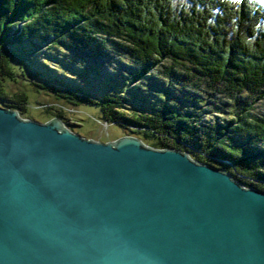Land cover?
Segmentation results:
<instances>
[{
    "label": "water",
    "instance_id": "95a60500",
    "mask_svg": "<svg viewBox=\"0 0 264 264\" xmlns=\"http://www.w3.org/2000/svg\"><path fill=\"white\" fill-rule=\"evenodd\" d=\"M0 264H264V191L0 106Z\"/></svg>",
    "mask_w": 264,
    "mask_h": 264
},
{
    "label": "trees",
    "instance_id": "16d2710c",
    "mask_svg": "<svg viewBox=\"0 0 264 264\" xmlns=\"http://www.w3.org/2000/svg\"><path fill=\"white\" fill-rule=\"evenodd\" d=\"M176 1L0 0V70L13 79L17 62L48 44L49 52L40 53L42 62L21 69L42 76L48 73L43 72L46 63L53 61L75 74L78 80L68 84L46 74L53 89L68 88L66 96L56 92L70 104L95 103L104 120L141 129L134 135L151 147L179 149L219 168L231 163L234 171L264 185V115L232 95L264 97V4ZM53 49L61 54L53 56ZM128 59L142 68H133ZM164 60L190 65L215 90L225 85L235 111L218 116L225 115L224 108L188 93L174 67L148 76ZM134 83L138 85L130 87ZM7 96L0 82V106L24 116L21 108L7 104ZM19 99L25 102L26 95ZM207 115L212 118L204 121ZM251 186L264 191V186Z\"/></svg>",
    "mask_w": 264,
    "mask_h": 264
},
{
    "label": "rangeland",
    "instance_id": "374dc122",
    "mask_svg": "<svg viewBox=\"0 0 264 264\" xmlns=\"http://www.w3.org/2000/svg\"><path fill=\"white\" fill-rule=\"evenodd\" d=\"M185 0H177L176 4H180ZM110 45V44H108ZM50 45H44L41 47L39 51H35L32 55L35 57L33 60L31 58L25 59L22 62H17L15 65L16 75L12 79L10 77L4 76L0 70V82L3 83L4 88L7 92V104L15 105L21 108V112L26 117L25 119L36 120L42 123H45L53 118H59L58 116H62L61 119L63 122H66L67 125L74 130L75 133L80 134L81 136L95 140L98 142H113L117 139L125 136H134V133L137 130H141L135 127H131L129 125H125L123 122H110L103 119L101 108L95 103H86L85 105L75 106L69 103V99L66 97H61L59 93L62 95H67L65 90H68L63 84H68L70 80L75 79L78 80V77L75 74H70L69 72H64L55 62H48L46 63V69H44L42 76L37 75L35 73H30L26 70L21 68H31L32 62H42L43 56H40V53L49 52L48 47ZM52 51L54 55H60L61 51H57L53 49ZM66 51H64L63 56L65 55ZM118 58V57H116ZM116 60V59H115ZM133 61V59H132ZM130 59H128V63L135 69L142 68L143 65L134 64ZM174 67V70L180 75L184 83L188 84L189 92L202 97L205 101L209 102L212 101L216 103L218 106H222L223 114H219L221 118L224 116H229L230 112L235 111L234 108L229 107L228 99H230V95L225 90V85H222L220 89L215 90L211 86V84L206 81L205 79L201 78L200 74L196 73L194 69L191 68L190 65L185 64H174L171 61H162L159 65V68L156 66L154 70L150 71L149 75L155 76L153 74L156 73H165L167 68ZM34 69V67H32ZM31 68V69H32ZM46 70V71H45ZM34 72V71H33ZM46 74H51L58 76L63 80L61 89L57 90L53 89V82L47 79ZM46 76V77H43ZM63 77V78H62ZM151 77V76H150ZM48 80V81H47ZM50 84V85H49ZM43 85V87L41 86ZM137 83L131 84L130 87L137 86ZM187 90V91H188ZM22 95H26L25 102L24 100H20L19 98ZM235 98H241V103L245 105L246 101L252 104V112L256 114H263L264 115V97H250L248 95L241 96L239 94H232ZM95 96V95H93ZM232 98V97H231ZM92 102H96L95 100ZM206 105V103L204 104ZM26 112V113H25ZM213 115V114H212ZM216 115V113H215ZM208 118V119H207ZM207 118L204 121L209 120L212 118L211 115H207ZM182 146L188 147L190 151L194 150L195 153L201 154L207 159H210V156L205 153L204 151H200L197 148H193L189 144L182 142ZM212 157V156H211ZM216 158V157H213ZM211 158V160H213ZM218 159V158H216ZM231 164V163H230ZM235 166L231 164L227 170L234 173L237 179L240 181L242 179L243 184L249 187V185H257V186H264L263 182L253 176H248L241 171L237 170L234 171ZM253 187V186H251Z\"/></svg>",
    "mask_w": 264,
    "mask_h": 264
},
{
    "label": "clouds",
    "instance_id": "9594fccd",
    "mask_svg": "<svg viewBox=\"0 0 264 264\" xmlns=\"http://www.w3.org/2000/svg\"><path fill=\"white\" fill-rule=\"evenodd\" d=\"M242 2V0H240ZM259 3L264 4V0H258Z\"/></svg>",
    "mask_w": 264,
    "mask_h": 264
}]
</instances>
